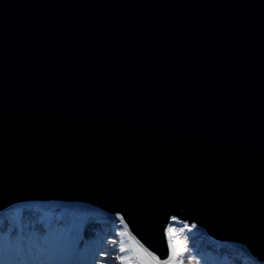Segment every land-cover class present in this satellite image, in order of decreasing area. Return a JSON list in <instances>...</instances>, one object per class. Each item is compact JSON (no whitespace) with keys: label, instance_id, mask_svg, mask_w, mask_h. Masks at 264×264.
Listing matches in <instances>:
<instances>
[{"label":"water","instance_id":"water-1","mask_svg":"<svg viewBox=\"0 0 264 264\" xmlns=\"http://www.w3.org/2000/svg\"><path fill=\"white\" fill-rule=\"evenodd\" d=\"M48 199L264 262V0H0V213Z\"/></svg>","mask_w":264,"mask_h":264},{"label":"snow or ice","instance_id":"snow-or-ice-1","mask_svg":"<svg viewBox=\"0 0 264 264\" xmlns=\"http://www.w3.org/2000/svg\"><path fill=\"white\" fill-rule=\"evenodd\" d=\"M115 215L123 222L121 212ZM172 220L178 219L176 216ZM4 221L0 219V264H97V257H108L110 252L103 250L102 242L95 241L84 244L83 226L74 225L71 228L57 229L49 224L31 225V231H25L21 225L19 230L15 225L3 230ZM191 227V225H187ZM121 235L128 237L127 242L119 243V252H112L121 264H181L179 257L184 253L187 241L174 232L173 226L165 229L167 233V257L160 259L156 253L145 248L131 232L125 228ZM43 233V234H42ZM113 243L116 241L113 240ZM11 255V259H9ZM98 264H108L99 260Z\"/></svg>","mask_w":264,"mask_h":264},{"label":"trees","instance_id":"trees-1","mask_svg":"<svg viewBox=\"0 0 264 264\" xmlns=\"http://www.w3.org/2000/svg\"><path fill=\"white\" fill-rule=\"evenodd\" d=\"M60 206L61 208L52 204H29L18 211L5 210L0 215V219L4 221L3 230L6 232L13 225L19 230L22 225L27 232L32 230L33 223L41 226L49 224L54 228L67 230L79 224L83 226L81 247L102 238L105 246L112 245L119 250L120 239L117 234H109L112 235L110 237L107 235L112 231L111 225L114 218L106 213L95 212L91 207L71 209L70 206ZM175 233L187 241L185 251L179 257L181 264H255L252 257L241 246L230 243L218 244L211 240L204 231L194 227L178 225ZM113 240L116 242L113 243Z\"/></svg>","mask_w":264,"mask_h":264},{"label":"rangeland","instance_id":"rangeland-1","mask_svg":"<svg viewBox=\"0 0 264 264\" xmlns=\"http://www.w3.org/2000/svg\"><path fill=\"white\" fill-rule=\"evenodd\" d=\"M29 204H38V205H45V204L48 205V204H52L53 206H57L58 208H61L60 205H65V206H70L71 209L72 208L77 209V208H80V207L81 208H83V207H85V208L91 207V208H93V211H95V212L106 213L109 216H111L112 218H114L112 220V225H111V230L112 231H110L107 234L108 237L112 236L113 234H117V236L120 239V242H127L128 241V237L126 235H123L122 236L121 235V232H120V230L123 229V228H125V225H127V230L129 232H131V234L137 240H139V238H137V236L129 228V225L126 222V220L124 219L123 222H121L120 217H117L115 215L116 212L115 213H109L108 211L103 210V209H100V208H98V207H96L94 205H91V204L87 203V202L74 201V200L73 201H62V200H58V199L29 200V201L18 202L17 204L11 205V206L7 207L6 210H8V209H14V210H17L18 211V210L22 209L24 206H28ZM4 212L0 213V215H2ZM169 224H171L173 226L174 232H175V230H178V225H189V224H187L186 221L180 220V219H176V220L170 219L169 222H168L167 227L169 226ZM190 225H191V227H194L195 229H198V230L203 231L200 227L196 226L195 224H190ZM164 233H165L166 240H167V233L165 232V230H164ZM109 234H112V235H109ZM95 241L102 242V248H103V250H108L110 252V255L108 257H97V264H98V261L101 260V259L106 260L108 262V264H121V262L116 258V256L112 252L113 249L115 250V252H119V250L116 249V247H114L112 245H109V247L108 246H105L104 239H102V238H100L98 240H95ZM95 241H93V242H95ZM230 244L241 246L242 248H244L245 250H247L246 247L244 245H242V244H238V243L237 244L230 243ZM105 247H106V249H105ZM144 247L147 248V246H145V245H144ZM107 248H109V249H107ZM147 249H149V248H147ZM8 258L11 259L12 258L11 255H9ZM254 262H255V264H264V262H258V261H256L255 258H254Z\"/></svg>","mask_w":264,"mask_h":264}]
</instances>
